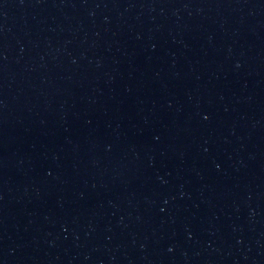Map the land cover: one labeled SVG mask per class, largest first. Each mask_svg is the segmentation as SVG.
Returning a JSON list of instances; mask_svg holds the SVG:
<instances>
[{
    "label": "water",
    "instance_id": "1",
    "mask_svg": "<svg viewBox=\"0 0 264 264\" xmlns=\"http://www.w3.org/2000/svg\"><path fill=\"white\" fill-rule=\"evenodd\" d=\"M0 264H264V0H0Z\"/></svg>",
    "mask_w": 264,
    "mask_h": 264
}]
</instances>
